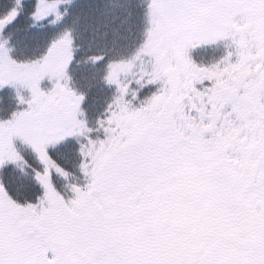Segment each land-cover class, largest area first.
I'll return each instance as SVG.
<instances>
[{
    "label": "snow or ice",
    "instance_id": "6c2138e0",
    "mask_svg": "<svg viewBox=\"0 0 264 264\" xmlns=\"http://www.w3.org/2000/svg\"><path fill=\"white\" fill-rule=\"evenodd\" d=\"M0 264H264V0H0Z\"/></svg>",
    "mask_w": 264,
    "mask_h": 264
}]
</instances>
